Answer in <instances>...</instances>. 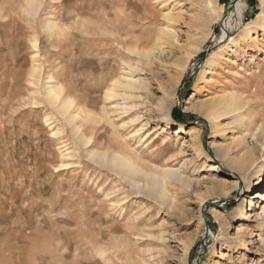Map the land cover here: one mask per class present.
<instances>
[{
	"label": "rangeland",
	"instance_id": "374dc122",
	"mask_svg": "<svg viewBox=\"0 0 264 264\" xmlns=\"http://www.w3.org/2000/svg\"><path fill=\"white\" fill-rule=\"evenodd\" d=\"M263 169L264 0H0V264H264Z\"/></svg>",
	"mask_w": 264,
	"mask_h": 264
},
{
	"label": "bare ground",
	"instance_id": "6f19581e",
	"mask_svg": "<svg viewBox=\"0 0 264 264\" xmlns=\"http://www.w3.org/2000/svg\"><path fill=\"white\" fill-rule=\"evenodd\" d=\"M33 2V1H32ZM31 1H30V3H32ZM28 3H29V1H28ZM29 5H31V4H29ZM34 5V4H33ZM40 6V5H39ZM36 7V6H35ZM33 8V7H32ZM31 7H30V9H32ZM39 9V8H38ZM37 9V10H38ZM37 10H36V12H37ZM29 11H32V10H29ZM35 15V14H34ZM50 22V21H49ZM49 27H51V26H48L46 29H48ZM55 27V26H54ZM52 28V27H51ZM255 32V29L253 28V29H249V28H247L246 30H245V32H244V36L242 37L243 38V40L244 39H246L247 37H249V36H251L253 33ZM52 33V32H51ZM54 34V33H53ZM60 35V34H59ZM33 40V39H32ZM35 42L36 41H33V44H35ZM33 44H32V46H33ZM36 68V67H35ZM34 68V69H35ZM126 70V69H125ZM32 71V70H31ZM30 71V74H32V72ZM36 70H34L33 71V73L35 72ZM37 72V71H36ZM35 72V73H36ZM34 75V74H33ZM123 76H126V75H123ZM27 77V76H26ZM125 78V77H124ZM52 79V76L50 77V76H48V82H53V81H55V80H51ZM116 79V78H115ZM40 80V79H39ZM51 80V81H50ZM125 80L126 81H124V82H122V81H112L111 80V82H112V87H110V88H108L107 90H106V96H108V97H111V96H113V94H114V87L116 86V85H118V86H120L121 88L123 87V89H126V88H130L131 87V83H130V79L129 78H125ZM47 82V83H48ZM33 83V82H32ZM31 84V83H30ZM49 84V83H48ZM111 84V83H110ZM117 89V88H116ZM64 90V88H63V86L57 81V82H55V83H51V84H49L48 85V87H47V89H46V98H48V101H50L52 104H56V106L57 105H59L60 106V111H61V113L64 115H67V121H68V123H70V125H72V131H73V133L74 134H76V133H78L79 132V125H78V121L82 118V115H81V113H80V111H77V110H75V111H69L71 108H72V105H73V100L71 99V98H66V99H63L62 101H61V103L59 102V100L61 99V96H62V92H64L63 91ZM118 91V90H117ZM128 93V91H124L121 95H123V96H125V95H127V93ZM116 93V92H115ZM65 94V92L63 93V95ZM118 95H119V93H118ZM116 96V95H115ZM121 97V96H120ZM126 97V96H125ZM113 98V97H112ZM58 102L60 103V104H58ZM74 106V105H73ZM213 107V109L212 110H215V109H218L219 108V105H213L212 106ZM226 107L227 108H231L232 110H234V111H237L238 109H240L241 107H240V104L239 103H237L236 101H235V98L233 97V96H231L230 98H229V100L226 102ZM72 110V109H71ZM213 112V111H212ZM220 115L217 113V112H213V113H211V117H212V120L213 119H217L218 117H219ZM65 118H66V116H65ZM216 125H218V124H216ZM219 126V125H218ZM80 139L82 140V142L84 143V144H89L90 143V138L88 137V138H85L82 134H81V136H80ZM79 139V140H80ZM106 151H94V150H92L91 152H90V156L91 157H93V156H97V157H99V158H105L106 159V157L108 156V155H106ZM110 158H111V162L113 163V164H115V168H116V165H118V166H123V167H126L128 170L127 171H129L130 173H131V175H133V174H136V172H137V170H138V167H136V166H133V164L129 161V159L126 157V156H123V155H120V154H118V153H114L113 152V154L110 156ZM107 161H109L108 159H107ZM111 163V165L113 166V164ZM65 164L64 163H61V166H64ZM264 172V169L261 171V173H263ZM160 173H161V178L162 179H160V181L163 183V181H165L166 180V178L167 179H170V178H176V177H179L178 176V171H174V169L172 170L170 167H166V166H163L162 167V169H160ZM261 175V174H260ZM160 176H158V177H160ZM154 178H157L156 176L154 177ZM158 179V178H157ZM157 184V182H153V186H155ZM135 186L136 187H139V185H136L135 184ZM256 198H258V199H263L264 198V192L263 191H261V192H256V196H255ZM250 205H251V201H250ZM247 215V214H246ZM133 222V221H132ZM132 223L130 222V225H129V227H131V228H133V227H135V225H131ZM128 226V225H127ZM130 231V230H129ZM147 243H148V241H147Z\"/></svg>",
	"mask_w": 264,
	"mask_h": 264
},
{
	"label": "trees",
	"instance_id": "16d2710c",
	"mask_svg": "<svg viewBox=\"0 0 264 264\" xmlns=\"http://www.w3.org/2000/svg\"><path fill=\"white\" fill-rule=\"evenodd\" d=\"M174 117L177 121H183L184 120V115L183 113L179 112L178 110L175 111Z\"/></svg>",
	"mask_w": 264,
	"mask_h": 264
},
{
	"label": "water",
	"instance_id": "95a60500",
	"mask_svg": "<svg viewBox=\"0 0 264 264\" xmlns=\"http://www.w3.org/2000/svg\"><path fill=\"white\" fill-rule=\"evenodd\" d=\"M225 16H226V13H225Z\"/></svg>",
	"mask_w": 264,
	"mask_h": 264
}]
</instances>
